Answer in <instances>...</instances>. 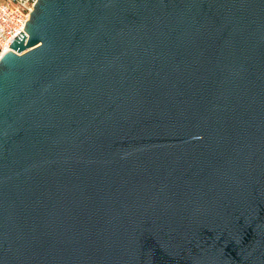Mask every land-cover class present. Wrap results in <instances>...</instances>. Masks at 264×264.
<instances>
[{"label":"water","instance_id":"95a60500","mask_svg":"<svg viewBox=\"0 0 264 264\" xmlns=\"http://www.w3.org/2000/svg\"><path fill=\"white\" fill-rule=\"evenodd\" d=\"M0 264H264V0H37L0 59Z\"/></svg>","mask_w":264,"mask_h":264},{"label":"built area","instance_id":"2783aa9c","mask_svg":"<svg viewBox=\"0 0 264 264\" xmlns=\"http://www.w3.org/2000/svg\"><path fill=\"white\" fill-rule=\"evenodd\" d=\"M37 0H0V59L22 32Z\"/></svg>","mask_w":264,"mask_h":264}]
</instances>
